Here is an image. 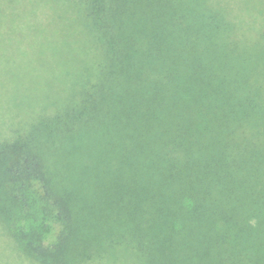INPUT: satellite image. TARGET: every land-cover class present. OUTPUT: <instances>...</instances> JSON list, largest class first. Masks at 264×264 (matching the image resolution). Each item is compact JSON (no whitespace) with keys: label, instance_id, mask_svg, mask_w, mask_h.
Returning <instances> with one entry per match:
<instances>
[{"label":"trees","instance_id":"16d2710c","mask_svg":"<svg viewBox=\"0 0 264 264\" xmlns=\"http://www.w3.org/2000/svg\"><path fill=\"white\" fill-rule=\"evenodd\" d=\"M19 1L0 0V65L25 62L28 83L0 133L13 252L264 264V30L246 6Z\"/></svg>","mask_w":264,"mask_h":264},{"label":"rangeland","instance_id":"374dc122","mask_svg":"<svg viewBox=\"0 0 264 264\" xmlns=\"http://www.w3.org/2000/svg\"><path fill=\"white\" fill-rule=\"evenodd\" d=\"M20 2L19 0H17ZM233 3H238L240 5L246 6V16L251 18V21L257 20L259 23V29L264 30V0H231ZM21 2H29V0H21ZM241 6V7H242ZM244 11V6L242 8ZM19 35V34H18ZM6 52L4 49L0 50V57L4 56ZM25 62H18L17 66L11 70L7 66L0 65V133L11 134L10 124L18 121V117H14L16 113L17 101H23L22 89L28 86V83L23 84L24 74L26 71ZM13 71L15 73H13ZM10 75L13 73L17 78L9 80V76L6 79V74ZM37 74L33 72V75ZM37 93V92H36ZM20 103V102H19ZM31 104V103H30ZM40 105L39 98L35 97L32 102V112L37 106ZM24 111L27 112L29 103L23 104ZM22 107V105H20ZM10 129V130H9ZM10 238L7 235H0V264H36L32 260L21 257L18 252H13V250L7 245Z\"/></svg>","mask_w":264,"mask_h":264}]
</instances>
